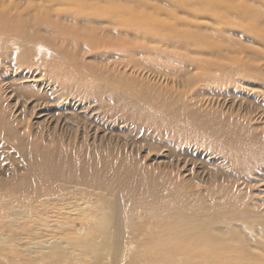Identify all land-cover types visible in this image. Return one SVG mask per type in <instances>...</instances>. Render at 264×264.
<instances>
[{"label": "bare ground", "instance_id": "1", "mask_svg": "<svg viewBox=\"0 0 264 264\" xmlns=\"http://www.w3.org/2000/svg\"><path fill=\"white\" fill-rule=\"evenodd\" d=\"M203 13L223 18L212 25ZM236 28L251 35L252 47L230 37ZM141 30L170 48L156 50L170 62L171 87L136 78L109 57L133 54L139 47L128 36ZM1 70L0 204L19 202L13 215L29 219L25 199L67 200L76 192L100 203L90 204L93 217L73 219H83L85 230H70L73 221L63 216L42 224L58 236L26 241L12 226L35 235L38 220L24 229L0 208V264H264V121L213 110L197 93L198 81L214 88L242 79L264 91V0H0ZM49 98L60 107L94 103L88 108L102 110L101 120L127 125L133 150L145 143L161 161L142 163L109 143L69 145L59 129L69 136L72 124L73 137L81 129L82 138L86 130L74 107L57 114L50 133L35 128L21 106ZM187 143L222 159L220 182L213 176L201 188L173 172L171 158ZM122 196L131 202L126 208Z\"/></svg>", "mask_w": 264, "mask_h": 264}, {"label": "rangeland", "instance_id": "2", "mask_svg": "<svg viewBox=\"0 0 264 264\" xmlns=\"http://www.w3.org/2000/svg\"><path fill=\"white\" fill-rule=\"evenodd\" d=\"M237 2H243V0H234ZM249 4H256V2L260 0H244ZM226 14V13H225ZM202 21L207 20L206 22H210L213 25V21L211 18L215 20H222L223 17L218 16H211L203 13L202 15ZM227 18L229 17V13H227ZM141 34L135 35L132 34L128 36L129 41L131 44L138 46L139 48L133 53V54H123L124 57H121V54L118 53L117 56H115L113 53L109 54L110 58H118L121 60V64L125 65V68L129 71L133 72V76L136 78L145 80L147 83L151 85H157L164 87L165 85L168 87H171L172 85V72H171V66L169 60L166 61L165 58H163L160 53H166L170 50V48L165 44H158L160 43L158 37L155 33L151 32H144V30L140 31ZM228 34L231 38H234V40H237L247 47H252V44L255 43V40L252 39L251 35L246 33L242 29H234L232 32L228 31ZM164 44V43H163ZM161 46L162 51L159 53L156 48ZM131 49V47L129 46ZM132 50V49H131ZM253 50H255L253 48ZM209 56V55H205ZM238 56L244 57V53L238 54ZM250 57H245V59H248ZM87 59L93 61V57L90 55L87 57ZM206 59L211 60L213 62H221L224 59H212L207 57ZM122 65V66H123ZM201 69L204 68H199ZM0 76H6V73L4 70H1ZM242 79V78H241ZM204 80V79H203ZM249 80L242 79L239 81L237 86H223V87H212L210 85H203L206 83V81H198V88L197 93L198 96H202L208 99L209 107L213 110H219L222 112L229 113L232 112V114L238 113L242 115L243 113H247L246 117L250 115V117H255L254 120L256 122L263 123L264 121V91L262 88L260 89V83H249ZM143 81V87L142 90L151 91L147 87L148 84ZM241 82L243 86L241 85ZM210 83V82H208ZM248 85V86H247ZM259 90V93L257 92ZM152 92V91H151ZM196 92V91H195ZM255 96V97H254ZM253 97V99H252ZM50 99V98H49ZM51 100V99H50ZM49 102L46 101V103H39L38 104H23L21 106L20 111L23 114H26V116L29 117V121L33 126L36 128H42L44 132H49L52 130L55 120L57 118V114L59 112H62L64 110H71V107L77 108L75 112L83 111L85 115L84 116V125H86V130L84 131L85 137L82 138L81 135H78V133H82V130L77 132V136L73 137L72 130L74 126L71 124L69 125V136L67 135L68 132H66V129H59L62 128V125L57 127L59 131L61 132V139L69 140V145H73L76 148L84 149L85 146H89V148H98L100 145H106V144H112L115 148V150L118 151V149H121L119 151L123 152L129 151L133 152L134 156L139 159L142 163L151 164L156 160L161 161L159 158L162 154L158 153L159 151H146L145 146L147 144L142 143V148L138 151H135L131 148L133 145L129 137L125 138V129L126 124L121 123L118 124V126H114L110 124L109 121H105L102 118L103 115L102 110L100 109H91L88 106H93L94 103L84 100L83 103L78 102L77 99H73V102H70L69 107H60L59 104H51L53 103L52 100ZM241 101V103H240ZM78 103V104H77ZM69 105V103H65ZM76 104V106H75ZM84 104V106L87 105V107H79V105ZM233 104V106H232ZM66 108V109H65ZM40 116V117H39ZM248 117V119H250ZM48 118V119H47ZM261 118V119H260ZM121 136L123 138H121ZM67 138V139H66ZM108 140H111L113 143L108 142ZM191 144V145H190ZM193 143H187L184 144L180 149L177 150L178 156L177 160L175 158H171L172 163H169L170 159L165 158L164 161L168 163V165L173 166V172L178 173L179 177L193 183L196 185V183L199 185V187L203 188L209 185V182L212 180L213 176H216V179L213 180L214 182H220L222 180L221 172L224 169V163L221 158H219L218 155L213 154L209 150L204 149H198L196 148V145L193 146ZM121 146V147H120ZM166 148H163L162 151L165 152ZM197 152V153H196ZM152 155V156H151ZM162 158V157H161ZM81 156L76 157L77 163L81 160ZM209 160V161H208ZM176 164V165H175ZM186 166V167H185ZM185 170V171H184ZM257 189L258 186L254 185L252 189ZM264 186H259V189H263ZM53 195V196H52ZM50 195L51 198H49V201L44 202H33L32 200L25 199L31 209L29 214V219L22 216H15L13 215V212H16L20 207H17L16 205L19 204V202H14L13 204H0V208L3 213H6L8 219H15L18 220L22 219L20 223H18L21 227L24 229H27L28 225L31 223H28L30 219H36L37 222L36 227L38 226L39 230L35 235H31L29 232H20L18 229V226H12V232L13 235L18 236L21 238V241H26L31 239L32 237H36L38 239H44L49 237H56L58 234H55L53 229L49 228V230H45L42 226V224H50L54 225L55 221L59 220V218H62L64 216L65 219L72 220L75 219L77 215H83L86 213L91 212L89 217H93L95 214L93 205L90 204H96L100 203V199L90 193V194H79L76 192H72L70 195V199L67 200H59L57 195L52 194ZM49 196V197H50ZM4 197H1L2 200ZM122 206L127 207V205L131 202H128L126 200L125 196H122ZM51 199V200H50ZM6 201V200H5ZM137 210L138 214L142 212L140 208ZM9 211V213H8ZM62 212V213H61ZM76 214V215H75ZM44 216V217H43ZM2 216H0L1 218ZM24 217V218H23ZM66 217V218H65ZM45 222H42L44 221ZM52 220V221H51ZM40 221V222H39ZM138 221H141L139 219ZM40 224V225H39ZM70 230L74 231V226L78 229L85 230V224L83 223V219H80L79 221H76ZM33 225V226H34ZM32 226V227H33ZM70 226V224L68 225ZM5 226H2L1 230L4 231ZM59 227V226H57ZM17 232V233H16ZM29 234V235H27ZM67 234V232H66Z\"/></svg>", "mask_w": 264, "mask_h": 264}]
</instances>
